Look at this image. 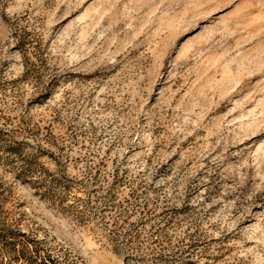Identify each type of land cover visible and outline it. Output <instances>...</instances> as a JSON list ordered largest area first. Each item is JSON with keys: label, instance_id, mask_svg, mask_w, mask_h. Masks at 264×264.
<instances>
[{"label": "rangeland", "instance_id": "374dc122", "mask_svg": "<svg viewBox=\"0 0 264 264\" xmlns=\"http://www.w3.org/2000/svg\"><path fill=\"white\" fill-rule=\"evenodd\" d=\"M0 264H264V0H0Z\"/></svg>", "mask_w": 264, "mask_h": 264}]
</instances>
